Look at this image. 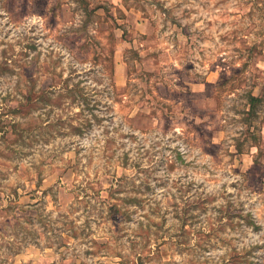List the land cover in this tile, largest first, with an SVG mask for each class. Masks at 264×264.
Returning <instances> with one entry per match:
<instances>
[{
  "label": "rangeland",
  "instance_id": "rangeland-1",
  "mask_svg": "<svg viewBox=\"0 0 264 264\" xmlns=\"http://www.w3.org/2000/svg\"><path fill=\"white\" fill-rule=\"evenodd\" d=\"M0 264H264V0H0Z\"/></svg>",
  "mask_w": 264,
  "mask_h": 264
},
{
  "label": "trees",
  "instance_id": "trees-1",
  "mask_svg": "<svg viewBox=\"0 0 264 264\" xmlns=\"http://www.w3.org/2000/svg\"><path fill=\"white\" fill-rule=\"evenodd\" d=\"M258 98L254 95L251 96V104H252V107H253V103L257 100ZM253 102V103H252Z\"/></svg>",
  "mask_w": 264,
  "mask_h": 264
},
{
  "label": "crops",
  "instance_id": "crops-1",
  "mask_svg": "<svg viewBox=\"0 0 264 264\" xmlns=\"http://www.w3.org/2000/svg\"><path fill=\"white\" fill-rule=\"evenodd\" d=\"M255 96V95H254Z\"/></svg>",
  "mask_w": 264,
  "mask_h": 264
}]
</instances>
